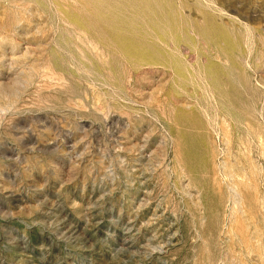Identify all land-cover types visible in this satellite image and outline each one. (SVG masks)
Segmentation results:
<instances>
[{"label":"rangeland","instance_id":"374dc122","mask_svg":"<svg viewBox=\"0 0 264 264\" xmlns=\"http://www.w3.org/2000/svg\"><path fill=\"white\" fill-rule=\"evenodd\" d=\"M78 3L0 0V264H264V0Z\"/></svg>","mask_w":264,"mask_h":264},{"label":"bare ground","instance_id":"6f19581e","mask_svg":"<svg viewBox=\"0 0 264 264\" xmlns=\"http://www.w3.org/2000/svg\"><path fill=\"white\" fill-rule=\"evenodd\" d=\"M65 1H67L68 3L66 4V6L69 7L73 6L75 7V9L80 10L78 0H65ZM84 5L87 8V10L90 11V4L87 5L86 3H84ZM24 6L27 7L26 4ZM92 18L93 19H91V17L86 15L85 18L86 20L84 24H80V22H75L74 20L72 21L68 17L67 18L65 17L63 19L65 23H67L72 27L71 30L78 35L77 37L80 40H83L85 43H88V46L91 44V46L96 48L97 47L104 48L106 52L108 50L107 48H114L115 52H119L122 50L124 46L130 43L128 42L129 40L125 41L127 39L122 35H119L116 32H112V29L114 27L113 24L110 23L112 21L108 22L98 15H96L95 17L92 16ZM104 27H107V30H103ZM148 31L146 34L140 35V40L146 39V44H147L146 47H144L143 43L140 44V53H141L140 68L150 67V69H147V71H154V70L161 71V69L156 68L157 66L158 67L163 66L165 68H169V70L172 71V75L174 77V82L173 85L170 87V91H171V95H174L173 97L174 99H176L175 95L180 92V88H179L180 85L176 83V81L179 79L180 76L178 69L179 62L178 59L176 58L177 55H175V53L178 52L177 42L173 39L174 37L165 40V39H161L158 35L153 34L152 32L148 33ZM163 72L166 73L167 71L164 70ZM208 73L211 75L212 81L214 82L213 74L211 72ZM242 83L244 84V81H242ZM209 85L211 86V91H213L214 85L213 84H209ZM165 91H166L165 88H159V94L160 92L163 93ZM248 95H250V93ZM248 101L250 100L248 99ZM249 108L250 107L248 106V109ZM258 137H261V135Z\"/></svg>","mask_w":264,"mask_h":264}]
</instances>
